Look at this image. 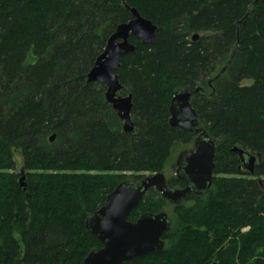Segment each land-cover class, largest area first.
I'll use <instances>...</instances> for the list:
<instances>
[{
    "label": "trees",
    "instance_id": "obj_1",
    "mask_svg": "<svg viewBox=\"0 0 264 264\" xmlns=\"http://www.w3.org/2000/svg\"><path fill=\"white\" fill-rule=\"evenodd\" d=\"M128 7L157 27L153 45L130 37L117 70L130 133L87 82ZM181 89L215 142L212 185L179 205L150 190L128 220L170 207L171 230L161 252L123 264H264V0H0V264H79L99 249L87 216L192 144L168 123ZM234 147L259 155L253 173Z\"/></svg>",
    "mask_w": 264,
    "mask_h": 264
},
{
    "label": "water",
    "instance_id": "obj_2",
    "mask_svg": "<svg viewBox=\"0 0 264 264\" xmlns=\"http://www.w3.org/2000/svg\"><path fill=\"white\" fill-rule=\"evenodd\" d=\"M128 10L129 21L119 24L109 36L102 54L96 58L87 74V82H98L105 86L107 104L122 122L123 131L130 133L133 131L131 95L120 94L122 85L117 70L121 58L135 50L130 37L138 39L141 45H153L157 27L143 18L134 7H128ZM196 39L197 34H194L192 40ZM168 112L171 127L195 135L192 149L180 152L175 161V176L184 183V187L169 188L162 172L145 174L136 183L123 181L118 184L107 195L104 204L85 219V229L96 237L101 247L91 250L79 264H123L163 250L162 238L171 230L167 213L147 212L133 222L128 220L150 190H155L173 205L180 204L189 193L205 195L209 192L213 180L215 142L200 126L187 89L174 93ZM49 140L52 142L54 135ZM232 152L239 156L242 169L253 173L254 162L259 155H252L237 147L232 148ZM23 180L22 174L19 179L21 186H24Z\"/></svg>",
    "mask_w": 264,
    "mask_h": 264
},
{
    "label": "rangeland",
    "instance_id": "obj_3",
    "mask_svg": "<svg viewBox=\"0 0 264 264\" xmlns=\"http://www.w3.org/2000/svg\"><path fill=\"white\" fill-rule=\"evenodd\" d=\"M179 152L180 151L176 150V152L173 155L172 161L175 160V158L177 157V155H178ZM174 171H175V168L173 169L171 166H168V167H165L164 170H162V173L164 174V176L166 178H169L171 176H174ZM164 211H165V213L168 214V216H170V217L172 216V212H171L170 207L165 208Z\"/></svg>",
    "mask_w": 264,
    "mask_h": 264
},
{
    "label": "flooded vegetation",
    "instance_id": "obj_4",
    "mask_svg": "<svg viewBox=\"0 0 264 264\" xmlns=\"http://www.w3.org/2000/svg\"><path fill=\"white\" fill-rule=\"evenodd\" d=\"M194 139H195V135H194ZM194 139H193V141H194ZM192 147H193V142H192V144L191 145H189L186 149H184V150H189V149H192ZM184 150H182V151H184ZM182 151H180V152H182ZM179 152V153H180ZM178 153V154H179ZM178 156V155H177ZM175 161H176V159H175ZM175 169H176V166H175ZM174 177L176 178V176H175V171H174ZM166 178V177H165ZM177 179V178H176ZM168 180H169V178H166V184H167V186L169 187V188H172V189H181V188H183L184 187V183L182 182V186L181 187H171L170 185H169V183H168ZM188 195H192V193H189V194H187L186 195V197H185V199L181 202V203H183L185 200H186V198H187V196ZM193 195H195V194H193ZM169 203V202H168ZM180 203V204H181ZM171 205H173V204H171ZM179 205V204H178Z\"/></svg>",
    "mask_w": 264,
    "mask_h": 264
}]
</instances>
